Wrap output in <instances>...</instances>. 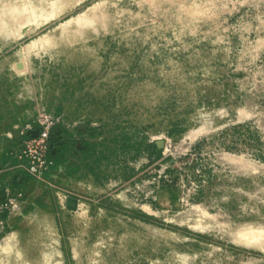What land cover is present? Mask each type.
Returning a JSON list of instances; mask_svg holds the SVG:
<instances>
[{"label":"rangeland","instance_id":"1","mask_svg":"<svg viewBox=\"0 0 264 264\" xmlns=\"http://www.w3.org/2000/svg\"><path fill=\"white\" fill-rule=\"evenodd\" d=\"M6 11L0 264H264V0Z\"/></svg>","mask_w":264,"mask_h":264},{"label":"bare ground","instance_id":"2","mask_svg":"<svg viewBox=\"0 0 264 264\" xmlns=\"http://www.w3.org/2000/svg\"><path fill=\"white\" fill-rule=\"evenodd\" d=\"M28 7L31 8V10H32L31 11V14H32L31 16L36 17L35 10H33L34 9V6L31 5V4L28 5V6L25 5V6L21 7V9H19L18 7H14L11 12H15L16 11L18 13H21L23 11H26L28 9ZM6 12H4V14L1 15L2 17L0 18V31H2L4 29H7L9 27H12L13 26L12 25L13 24L12 22H14V20L16 19V16H14V15H12L11 18L9 19L6 16V14L9 16V12H7V13ZM20 20H21V18H20Z\"/></svg>","mask_w":264,"mask_h":264},{"label":"trees","instance_id":"3","mask_svg":"<svg viewBox=\"0 0 264 264\" xmlns=\"http://www.w3.org/2000/svg\"><path fill=\"white\" fill-rule=\"evenodd\" d=\"M49 142L47 156L49 159L57 161L62 156L66 144L65 142H56L53 137H49Z\"/></svg>","mask_w":264,"mask_h":264},{"label":"built area","instance_id":"4","mask_svg":"<svg viewBox=\"0 0 264 264\" xmlns=\"http://www.w3.org/2000/svg\"><path fill=\"white\" fill-rule=\"evenodd\" d=\"M47 131L45 130V131H43L42 133H41V135H42V137H46L47 136Z\"/></svg>","mask_w":264,"mask_h":264}]
</instances>
